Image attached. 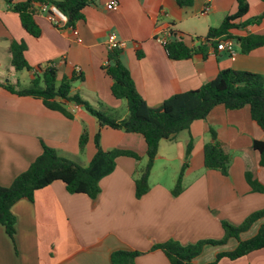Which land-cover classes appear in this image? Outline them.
Segmentation results:
<instances>
[{"label":"crops","instance_id":"crops-1","mask_svg":"<svg viewBox=\"0 0 264 264\" xmlns=\"http://www.w3.org/2000/svg\"><path fill=\"white\" fill-rule=\"evenodd\" d=\"M26 0H14V3ZM113 0H93L75 27L57 28L43 8L35 19L42 34L30 36L22 27L19 14L0 0V44L11 65L13 41L27 46L25 58L33 68L31 81L39 67L53 64L58 84L80 68L84 81L72 90L94 109H104L119 119L127 116V102L112 96V81L105 71L110 51L108 36L117 35L124 44L121 61L130 71L135 86L150 108L160 107L170 97L201 88L224 70L246 71L264 76V47L249 53L235 42V55L217 51L208 43L204 57L198 51L211 28L221 26L238 10L237 0H194L181 8L176 0H114L118 7L109 10ZM244 23L264 13V1L248 0ZM211 9L204 14L205 7ZM79 37H76L74 30ZM172 31L184 35L186 44L197 49L189 60L169 59L157 38ZM264 35V20L244 29L233 30L236 38ZM79 39L81 41H79ZM227 39V38H222ZM138 54H142L138 58ZM72 118L46 108L41 100L19 97L0 86V185L9 187L42 154L43 145L86 167L96 153L95 137L100 132L105 151H132L140 161L121 157L115 171L100 182L96 199L70 194L62 182L36 192L33 201H19L12 208L17 218L15 239L0 224V264H112L117 251L142 253L136 264H171L156 245L170 240L182 245L224 237L223 222L241 225L250 215L264 210V193H255L246 173L264 185V168L254 141L264 142V133L252 120L250 108L227 110L215 107L206 120L196 121L189 132L176 140H163L149 177L150 191L141 199L135 196L138 179L147 161V145L140 134L100 128L98 120L83 107L64 104ZM230 149L229 175L209 170L204 164L205 146L212 142L210 130ZM88 136L84 150L80 138ZM194 140L189 166L183 178V192L173 194L185 162L187 144ZM264 220L241 235L254 237ZM238 243L205 247L194 264L212 263L221 252L232 251ZM218 264H264V249L236 260L221 259Z\"/></svg>","mask_w":264,"mask_h":264},{"label":"trees","instance_id":"trees-1","mask_svg":"<svg viewBox=\"0 0 264 264\" xmlns=\"http://www.w3.org/2000/svg\"><path fill=\"white\" fill-rule=\"evenodd\" d=\"M5 1L11 11L19 14L22 27L34 38H39L42 34L35 19L39 8L56 7L68 18V27L73 28L83 20V11L93 2V0H26L20 3H14V0ZM176 2L181 8H190L194 4V0H176ZM237 3V12L226 17L220 27L211 28L203 40L205 42L200 44L198 51L202 52L204 57L207 56L205 45L208 43L217 45L218 39L222 38L236 40L245 53L264 47V35L250 34L239 38L232 35L233 30L244 29L250 24H258L264 20L263 13L252 20L237 24L248 14L250 9L248 0H237ZM173 33V39L164 45L169 59L173 61L191 59L197 49L186 44L184 35L177 36L175 32ZM26 51L27 46L24 42L13 41L11 44V65L15 71L33 72V68L25 58ZM121 54V50L109 53L105 71L112 81V96L117 100L127 102L128 114L123 119H119L107 110L94 109L80 94L73 92L72 84L84 81V76L80 72L73 73L70 78L64 77L58 84V71L52 66L53 64L45 69L39 68L40 73L35 74L29 87L17 89L9 81L0 82V86L19 97H32L41 100L46 108L60 112L68 118H72V116L64 107L65 102L83 107L98 120L100 128L142 135L147 145V161L140 177L135 181L137 199H141L150 191L149 177L158 155L160 143L163 140L174 141L181 133L189 132L194 122L206 120L215 107L223 105L227 110H240L248 106L252 120L264 133L263 75L231 69L224 70L201 88L176 94L164 101L160 107L150 108L138 92L130 71L122 63ZM141 57L142 54H138V58ZM210 134L212 142L207 144L204 149L205 167L227 177L231 164L230 149L218 139L217 133L213 129L210 130ZM87 142L88 136L84 133L80 138L81 150H84ZM95 145L97 151L86 167L60 156L53 148L43 145L42 154L27 171L15 178L11 186L0 185V224L4 226L12 240L15 239L17 223L12 208L19 201L24 199L33 201L37 191L55 182H62L70 194H82L96 199L101 193L100 182L115 171L119 158L141 160V157L132 151L120 149L105 151L101 146L100 132L95 137ZM193 147L194 140L190 137L186 148L185 162L173 190L175 196H179L183 192V178L189 166ZM253 149L259 153V165L264 168V142L254 141ZM246 179L253 192L264 193V185L254 179L250 172L246 173ZM261 220H264V210L250 215L239 226L223 222L224 237L220 240L205 239L189 245H182L177 241L170 240L156 245L153 250H161L171 264H194V260L202 255L205 247L225 246L234 239L238 243L237 247L232 251L218 253L215 260L209 264H218L223 258L236 260L264 249V223L261 224L254 237L248 240L241 239L242 234L248 232L255 223ZM141 254L137 251H117L112 254L111 261L112 264H136L135 260Z\"/></svg>","mask_w":264,"mask_h":264},{"label":"built area","instance_id":"built-area-1","mask_svg":"<svg viewBox=\"0 0 264 264\" xmlns=\"http://www.w3.org/2000/svg\"><path fill=\"white\" fill-rule=\"evenodd\" d=\"M118 7L117 1H111L108 5L107 8L109 10L116 9ZM43 10L46 12L49 20L52 22V24L57 27V28H66L68 27V18L61 12L59 11L56 7H48L44 6L42 7ZM211 7L208 5L205 7L203 13L206 14L210 11ZM74 30V34L76 37H79V33L77 30ZM174 33L172 31H168L165 33L164 36L158 37L157 42L161 45H166L168 42L173 39ZM79 41H81L79 39ZM124 44L118 40L117 35L115 33H112L108 36V42H107V48L108 50L114 51V50H121L123 49ZM217 51L219 52H227L230 55L234 56L235 55V42L232 39H218V44H217ZM108 65V64H107ZM54 66V65H52ZM78 72L81 71L80 68L77 69Z\"/></svg>","mask_w":264,"mask_h":264},{"label":"rangeland","instance_id":"rangeland-1","mask_svg":"<svg viewBox=\"0 0 264 264\" xmlns=\"http://www.w3.org/2000/svg\"><path fill=\"white\" fill-rule=\"evenodd\" d=\"M6 60L7 54L5 49H3V45L0 44V82L6 83V81H9L17 89L29 87L31 85V72L12 71L10 64ZM46 67L47 65L39 68L45 69Z\"/></svg>","mask_w":264,"mask_h":264}]
</instances>
